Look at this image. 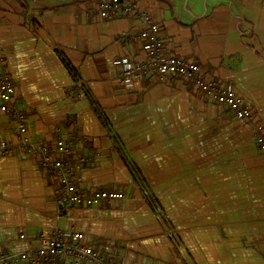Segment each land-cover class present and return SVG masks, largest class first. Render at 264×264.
I'll return each mask as SVG.
<instances>
[{
  "label": "crops",
  "instance_id": "1",
  "mask_svg": "<svg viewBox=\"0 0 264 264\" xmlns=\"http://www.w3.org/2000/svg\"><path fill=\"white\" fill-rule=\"evenodd\" d=\"M97 1L0 0V49L30 136L49 143L72 136L75 154L87 158L78 189L126 198L59 211L60 180L39 166L37 153L0 156V252H29L40 233L60 228L127 264H264V154L253 128L191 81L122 85L115 62L146 59L143 43L131 39L143 22L95 20L85 11ZM135 1L160 24L167 54L232 87L264 124V0ZM72 88L82 98L70 100ZM0 137L19 139L3 114Z\"/></svg>",
  "mask_w": 264,
  "mask_h": 264
},
{
  "label": "built area",
  "instance_id": "2",
  "mask_svg": "<svg viewBox=\"0 0 264 264\" xmlns=\"http://www.w3.org/2000/svg\"><path fill=\"white\" fill-rule=\"evenodd\" d=\"M85 14L95 20L132 16L143 22V28L132 34L131 39L143 43L146 59L115 62L121 68L122 85L154 77L162 81L173 77L191 81L203 95L212 98L227 108L236 119L252 127L256 145L264 154V124L246 100L226 83L207 79L197 62L167 54L165 42L160 35V24L149 13L140 10L135 0H99L87 8ZM16 95V85L0 49V114L13 120L19 138L17 142H12L0 137L1 157L24 152L37 153L39 166L60 180L61 188L56 197L59 211L72 207H98L126 198V193L119 191L79 190L76 180L85 168L86 156L75 154L74 138L64 137L60 130L58 131L61 135L54 143L32 138L29 134L28 117L19 106ZM67 96L70 100L77 101L83 94L72 88L68 90ZM62 260L70 264H127L124 258L89 245L85 241V235L74 229L57 228L51 232L40 233L39 245L29 252H0V264H60Z\"/></svg>",
  "mask_w": 264,
  "mask_h": 264
},
{
  "label": "trees",
  "instance_id": "3",
  "mask_svg": "<svg viewBox=\"0 0 264 264\" xmlns=\"http://www.w3.org/2000/svg\"><path fill=\"white\" fill-rule=\"evenodd\" d=\"M57 53L60 57V60L62 61V63L66 67V69L68 70V72L72 75L73 79L75 81L79 80L80 74H79L78 70L72 65V63L70 62V60L68 59L66 54L62 50H57ZM86 95L90 99L91 104H92V108L95 111L96 115L98 116L99 120L102 122V124L105 127L110 128V123L106 117L104 110L99 106V104L96 102V100L90 94L86 93ZM125 160H126V163L128 164V166L130 167L134 178L135 179L141 178V172L138 169V167L135 164L129 162L127 159H125ZM150 205L152 206V208H154V210H156V212H158L159 207H158V204L155 200H151Z\"/></svg>",
  "mask_w": 264,
  "mask_h": 264
}]
</instances>
